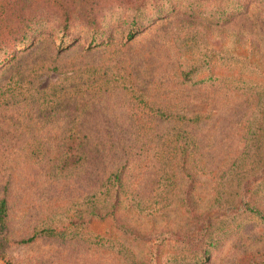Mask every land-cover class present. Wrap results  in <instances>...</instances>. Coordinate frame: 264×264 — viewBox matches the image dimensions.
I'll use <instances>...</instances> for the list:
<instances>
[{"label":"rangeland","instance_id":"374dc122","mask_svg":"<svg viewBox=\"0 0 264 264\" xmlns=\"http://www.w3.org/2000/svg\"><path fill=\"white\" fill-rule=\"evenodd\" d=\"M174 2L172 15L127 45L121 29L110 45L92 52L80 42L58 53L53 42L41 40L0 69V197L8 206L0 224V264H264V223L248 213L237 216L246 187L230 196L233 205L223 209L226 215L215 209L205 215L218 227L205 256L200 235L214 228L197 225L175 207L140 211L122 201L115 204L116 215L100 220L91 214L110 212L108 201L93 196L91 188L116 167L115 161L99 156L93 168L54 167L57 145L74 123L82 137L159 139L133 129L142 119L127 115L135 105L126 89H143L162 104L171 101L169 96L182 98L179 89H210V100L217 97L215 89H236L228 97L220 92L208 108L196 132L197 145L206 169L222 167L237 155L251 172L264 165V137L247 133L252 97L246 99L264 90V0L246 9L229 0L225 11L201 0ZM193 12L199 13L196 20L187 18ZM205 55L211 65L182 82L183 69L196 67ZM204 76L212 79L199 84ZM153 145L148 144L152 165ZM149 167L135 164L127 172L133 187L147 194L154 187L153 177L147 181ZM261 175L253 179L259 183L254 199L264 210V181H257L264 179V167ZM211 186L210 176L198 177V209L213 205ZM220 217L223 223L217 225ZM43 226L63 228L66 237L24 242ZM190 251L196 255L184 258Z\"/></svg>","mask_w":264,"mask_h":264},{"label":"trees","instance_id":"16d2710c","mask_svg":"<svg viewBox=\"0 0 264 264\" xmlns=\"http://www.w3.org/2000/svg\"><path fill=\"white\" fill-rule=\"evenodd\" d=\"M201 1L211 8H216L217 11L221 9L225 11L227 6L225 2L229 0ZM235 1L237 8L246 9L254 0ZM175 10L177 8L174 0H0V69L17 59L19 53H28L35 49L36 44L41 40L53 42L58 53H63L80 42H85L84 49L92 52L110 45L114 39V32L121 29L123 43L127 45L145 30L159 25L158 21L165 20ZM198 15L199 13L194 15L193 12L187 18L196 20ZM206 56L208 55L198 61L196 67H191L193 65L189 64L183 69L180 73L182 82L188 79L193 71L211 65L212 58ZM211 79L212 76L209 78L204 76L198 83L205 85ZM235 90L215 89L216 98H220L218 96L220 92L228 97L233 95ZM126 91L128 99H133L135 105L126 110L127 115H138L142 119L140 125L133 126V129L138 134L145 135L147 139L151 132L159 135L156 142L153 138L150 141L145 139L135 141L82 137L78 135L80 129L74 123L70 125V135L58 143V150L53 158L54 167L76 170L93 168L96 161H99V156L103 160L116 162V167L103 177V180H97L95 188H91L93 196H98L101 202L108 201L110 212L102 211V213L98 210L91 214L103 220L116 215L114 214L116 203L126 201L140 211L152 212L164 207H175L177 211L187 214L189 219H196V224L201 226L207 223L205 215L212 209H215V213L226 215L223 209L227 210L228 206L233 205L230 196L235 192L244 191L246 187L238 203L237 216L248 213L264 223V210L254 199L259 187V183L254 182L263 176L257 175L264 165L257 166L256 171L251 172L244 166L246 159L237 155L222 167L206 169V158L197 145L196 132L200 120L207 117L208 108H212L216 100V98L210 100V89H179L182 98H177L175 101L169 96L171 101L165 104L151 97L143 89H126ZM116 93L126 96L121 90ZM251 93L253 94L249 93L246 96V99L252 97L247 133L252 137H264V90H255ZM129 94L132 99L129 98ZM221 98L225 99V97ZM153 120L168 123L159 126L156 121L153 125ZM149 142L154 144L153 165L148 148ZM260 159L264 163V158ZM135 164L140 165L141 168L150 166L147 181L150 182L153 177L154 187L148 194L135 189L133 182L127 177V172L135 168ZM200 175L210 176L212 180L213 205L203 209H198L194 204L198 198L197 185ZM228 185L230 188L225 189ZM247 194L249 197L243 199ZM93 209L95 210L94 206ZM7 214V200L5 197H0V224ZM221 219L222 217L217 221V225L223 223ZM207 226L213 227L214 230L200 235L205 256H208L209 246L214 243L212 233L218 228L210 223H207ZM203 230L200 229L201 232ZM37 237L66 236L63 228L43 226L24 239V242L32 241ZM194 244L187 242L185 246L191 247ZM183 255L187 258L195 256L196 252L190 251Z\"/></svg>","mask_w":264,"mask_h":264}]
</instances>
